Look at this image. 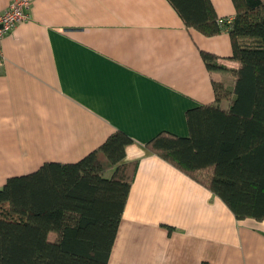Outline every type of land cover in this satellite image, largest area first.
Wrapping results in <instances>:
<instances>
[{"label": "crops", "instance_id": "crops-1", "mask_svg": "<svg viewBox=\"0 0 264 264\" xmlns=\"http://www.w3.org/2000/svg\"><path fill=\"white\" fill-rule=\"evenodd\" d=\"M210 2L234 16L232 0ZM1 48L0 188L121 130L137 166L107 264H264V220H237L145 148L160 132L187 136V111L215 101L212 82L231 85L227 32L186 27L167 0H34ZM202 52L226 70L209 69Z\"/></svg>", "mask_w": 264, "mask_h": 264}, {"label": "trees", "instance_id": "trees-1", "mask_svg": "<svg viewBox=\"0 0 264 264\" xmlns=\"http://www.w3.org/2000/svg\"><path fill=\"white\" fill-rule=\"evenodd\" d=\"M183 24L227 32L231 85L212 82L215 101L186 113L188 135L160 132L145 148L219 197L237 220H264V0H232L218 17L210 0H167ZM209 69L226 70L202 52ZM226 101L225 107L221 102ZM132 138L115 130L70 162H45L0 188V264H107L133 180Z\"/></svg>", "mask_w": 264, "mask_h": 264}, {"label": "built area", "instance_id": "built-area-1", "mask_svg": "<svg viewBox=\"0 0 264 264\" xmlns=\"http://www.w3.org/2000/svg\"><path fill=\"white\" fill-rule=\"evenodd\" d=\"M34 0H14L0 12V63L4 60L1 48L2 39L11 33L15 26L29 19V12Z\"/></svg>", "mask_w": 264, "mask_h": 264}, {"label": "rangeland", "instance_id": "rangeland-1", "mask_svg": "<svg viewBox=\"0 0 264 264\" xmlns=\"http://www.w3.org/2000/svg\"><path fill=\"white\" fill-rule=\"evenodd\" d=\"M220 105L223 106V107H225L227 105V102L226 101H223V102H221Z\"/></svg>", "mask_w": 264, "mask_h": 264}]
</instances>
